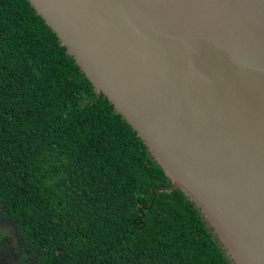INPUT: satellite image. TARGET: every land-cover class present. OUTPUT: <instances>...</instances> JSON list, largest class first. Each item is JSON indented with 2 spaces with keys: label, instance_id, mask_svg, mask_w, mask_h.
<instances>
[{
  "label": "water",
  "instance_id": "95a60500",
  "mask_svg": "<svg viewBox=\"0 0 264 264\" xmlns=\"http://www.w3.org/2000/svg\"><path fill=\"white\" fill-rule=\"evenodd\" d=\"M27 2L230 264H264V0Z\"/></svg>",
  "mask_w": 264,
  "mask_h": 264
},
{
  "label": "trees",
  "instance_id": "16d2710c",
  "mask_svg": "<svg viewBox=\"0 0 264 264\" xmlns=\"http://www.w3.org/2000/svg\"><path fill=\"white\" fill-rule=\"evenodd\" d=\"M27 0H0V264H230Z\"/></svg>",
  "mask_w": 264,
  "mask_h": 264
}]
</instances>
